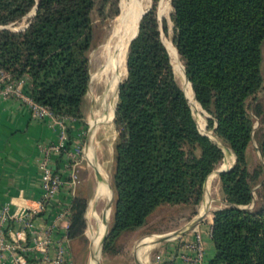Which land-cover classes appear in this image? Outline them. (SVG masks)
Masks as SVG:
<instances>
[{
  "label": "trees",
  "instance_id": "obj_1",
  "mask_svg": "<svg viewBox=\"0 0 264 264\" xmlns=\"http://www.w3.org/2000/svg\"><path fill=\"white\" fill-rule=\"evenodd\" d=\"M153 1L128 45L127 76L119 83L110 181L114 199L104 252L121 232L141 228L160 204L198 203L207 175L224 156L200 131L175 78L161 38L167 21L160 29ZM117 3L0 0V26L21 21L36 6L24 29H0V70L22 78L23 91L54 114L81 119L89 53L98 44L93 14L102 16L110 6L116 15ZM171 6V41L195 103L208 114L206 129L235 155L233 166L219 174L226 205L212 211L215 251L207 264H264V202L248 206L253 185L247 160L255 133L250 101L264 81V0H171ZM257 143L264 157V131ZM87 201L81 189L75 192L68 239L87 240Z\"/></svg>",
  "mask_w": 264,
  "mask_h": 264
},
{
  "label": "rangeland",
  "instance_id": "obj_2",
  "mask_svg": "<svg viewBox=\"0 0 264 264\" xmlns=\"http://www.w3.org/2000/svg\"><path fill=\"white\" fill-rule=\"evenodd\" d=\"M143 4V9L146 12L153 5V0H139ZM130 2V3H129ZM133 0H118L117 8L118 13L113 15L110 6L106 8L104 15L93 14V19L96 25V36L98 44L89 53V83L88 88L83 100V117L78 120V125L70 126L75 128V138L78 140V144L84 147L79 154L81 155L79 164L77 166V173L80 179L77 186L82 190L83 194L87 197L86 206V227L84 234L87 240L84 238L76 239L72 242V248L76 252V257L73 255L71 264H94L93 257L96 250H98V242L95 238L91 239V231L98 230V223H102L104 232L106 233L107 226L111 220L112 205L109 207V201L112 198L111 188V174L114 166V139L117 135V129L113 122L112 117L108 121L102 120L98 123L94 129L91 117L98 112L103 111V86L101 82L96 80L97 69L102 63L101 54L103 51V45L109 43L114 45L116 39L114 33L121 25L120 16L122 14V4L130 5L131 9L135 7ZM172 12L171 0H156L155 1V15L158 20L159 27L161 29L162 20L167 21L168 32H161V38H163L170 56L172 68L174 70L175 78L182 90L187 94V100L191 107L192 113L196 119L199 129L203 132L210 134L214 138L212 130H207V113L201 109L197 103H195L192 96L190 97V88L187 81V77L184 74L182 61L176 52L171 41L172 24L170 21V13ZM32 11H30L21 21L7 25L9 29H23L27 24V19L31 17ZM128 50V48H127ZM176 53L174 57L172 51ZM101 51V52H100ZM127 53V52H126ZM263 62L262 72L264 76V42L262 45ZM127 56V54H126ZM173 57V58H172ZM172 58V59H171ZM97 60V61H96ZM98 64V65H97ZM126 63L122 69L121 79L124 80L127 76ZM4 85L8 82H4ZM22 89V84L20 85ZM24 92V91H23ZM25 93V92H24ZM1 96V95H0ZM6 97H11L7 95ZM115 102L111 100L107 103V109H113ZM257 105V107H255ZM97 112V113H96ZM250 112L254 119L253 128L255 133L252 135V139L247 147V160L248 170L251 175V181L253 185V200L249 207L256 206L258 203L264 202V157L258 148V137L264 131V81L261 89L256 93L255 98L250 101ZM71 130V129H70ZM88 159H87V155ZM224 156L218 165L212 170V174L209 176L208 197L210 198L209 211H213L216 208L226 205V200L222 194L220 187L219 175L213 174L216 169L221 166H227L232 160V152L227 151V157ZM98 170L99 173L103 172L106 178H97L94 170ZM101 171V172H100ZM107 181V182H106ZM103 187L105 195L94 198L100 192ZM99 188V189H98ZM99 190V191H98ZM206 193L204 196L205 200ZM201 200L198 203H162L160 204L147 218L146 223L139 229L126 230L115 239L114 243L107 251L100 249L96 264H138L140 261L142 264H155L157 254L163 251L164 244L171 238L163 239L155 242L150 249L149 243L152 240L159 238L161 235L169 234L173 235L179 229L184 227L191 218L199 212L200 206L203 203ZM94 202V203H93ZM94 204V205H93ZM91 208V209H90ZM90 211V212H89ZM92 212L95 214L92 215ZM150 249V252H148ZM142 254V259L140 258ZM96 256V255H95Z\"/></svg>",
  "mask_w": 264,
  "mask_h": 264
},
{
  "label": "crops",
  "instance_id": "obj_3",
  "mask_svg": "<svg viewBox=\"0 0 264 264\" xmlns=\"http://www.w3.org/2000/svg\"><path fill=\"white\" fill-rule=\"evenodd\" d=\"M30 114L29 105L21 98L0 96V234L11 239L13 236L16 237L15 232L20 231L18 240L23 248L16 252L23 254L26 264H43L45 257L54 254L57 240L66 236L67 208L70 209L72 198L80 188L77 186L72 193L71 188L64 184L58 193L48 199L43 198L41 147L58 140L63 131L62 125L66 127L67 140V129H71L69 146L78 144L75 128L70 126L78 125L80 119L59 117L58 121L48 118L37 120ZM51 163L56 170H60L62 175L67 177V161L63 153L54 154ZM206 206L201 204L199 211L202 212ZM208 209L197 223L190 224L200 215L199 212L169 237L171 239L164 244L163 251L157 254L155 264H168L171 258L181 262L179 255L183 251L182 244L186 240L193 239L196 232L201 235L204 252L200 260H193L187 264H207L215 251L211 240L213 214ZM26 213L32 216L28 226L22 227V219L18 217H23ZM50 226H53L52 231L48 230ZM47 230L50 240L43 243L41 240L44 239ZM73 241L74 239H68L67 244L72 257L73 255L76 257V252L72 246L70 247ZM154 241L149 243L150 249L155 244ZM186 252L195 254L191 249ZM0 264H17V262L14 263L10 252L6 251L4 257L0 258Z\"/></svg>",
  "mask_w": 264,
  "mask_h": 264
},
{
  "label": "built area",
  "instance_id": "obj_4",
  "mask_svg": "<svg viewBox=\"0 0 264 264\" xmlns=\"http://www.w3.org/2000/svg\"><path fill=\"white\" fill-rule=\"evenodd\" d=\"M4 82L8 84L4 85ZM23 79H13L9 73L0 70V95L6 97L7 95L15 96L24 100L30 107V115L32 118L40 120L44 118L53 119L58 121L60 116L54 114L47 106L35 102L28 94L24 93L20 89ZM75 119L74 117H72ZM62 132L60 133L58 140L55 143H52L47 146H42V158L40 161L41 169V179L43 187V198L48 199L58 193L62 185L67 184L71 188V192L74 193L75 188L77 187L80 179L77 173V166L79 164L81 155L79 154L84 147H81L79 144H74L72 146L67 145V135L66 127L62 125ZM63 153L67 161L66 167L68 168L67 177H64L60 170H56L51 161L54 154ZM42 207V204H40ZM68 215L70 213L69 207L67 208ZM32 215L26 213L23 217H18L21 220V226H28L29 219ZM6 218V217H5ZM86 218V211H85ZM49 231L53 230V226L48 227ZM46 231V235L43 240V243H47L50 240L49 231ZM20 231L15 232L16 237L7 239L5 236L0 234V258L4 257L5 252L9 251L11 254L12 261L17 264H26L23 254L17 253L16 250H22V246L19 242ZM68 237L67 235L56 242L54 254L48 257H45L43 264H71L72 263V253L67 244ZM183 251L180 253L179 257L181 262L171 258L168 260V264H187L193 260H200L203 252L204 245L202 243V238L199 232H196L195 237L191 240H186L182 244ZM193 250L194 255L187 253V250Z\"/></svg>",
  "mask_w": 264,
  "mask_h": 264
},
{
  "label": "bare ground",
  "instance_id": "obj_5",
  "mask_svg": "<svg viewBox=\"0 0 264 264\" xmlns=\"http://www.w3.org/2000/svg\"><path fill=\"white\" fill-rule=\"evenodd\" d=\"M133 1H134L133 4L135 5V7L133 9H131L130 5L128 6V4L125 6H124V4H122V14L120 16L121 25L116 30V33H114V37L117 38L114 45H110L109 43H106L103 45V51L101 54L102 63L99 65V67L97 69L96 80L97 81L99 80L103 86L102 102H103L104 108H103L102 112H98V114H95L93 117L90 118L94 129L97 127L98 123H100L102 120L108 121L111 117L113 119L112 115H114L115 105H116V101H117L118 85L120 83L122 69L126 63L127 48H128L130 40L137 33L138 24L140 22V17L145 12L143 9V4L139 0H133ZM172 55L174 57L176 56V53L174 52V50L172 51ZM187 81H188V79H187ZM188 84H189V88H190V97L192 96V98H193L194 95H193V91H192L191 84L189 81H188ZM110 100L113 103L115 102V105H114L113 109L108 110L106 105ZM209 136H210V134H209ZM212 139L214 141H216L218 144H220L222 146V148L224 149L225 155H224L223 160H225L227 157V151H231V149L229 147H227L226 145H224L222 142H220L218 140V138L214 137ZM87 159H88V155H87ZM233 161H234V154L232 152L231 162L227 166H221L220 168L229 167ZM215 172L213 174H216ZM101 173H102V177L106 178V175L103 172H101ZM207 179H206V181H207L206 197H205V200H203L204 196L202 199L203 200L202 205L203 206L207 205V206L203 209L202 212L206 211V209L209 208V202H210V199L208 197V186H209V179L210 178L208 177ZM205 187H206V184H205ZM104 195H105V191H103V187H102L100 189V192H98V195L94 198V200L96 198L104 196ZM202 212L199 211V213H202ZM92 215L95 216V214L93 212H92ZM100 221L98 223V225H99L98 230L97 231H91V239L95 238L96 241L98 242V250H96V252L94 253V257L92 260L94 262V264H96V262H97L99 245L101 246V244H100L101 238H102V235L104 232L103 225H102V223L100 224ZM100 249H101V247H100ZM140 258L142 259L141 253H140ZM138 264H142V263L140 261H138ZM146 264H148V260H147Z\"/></svg>",
  "mask_w": 264,
  "mask_h": 264
},
{
  "label": "water",
  "instance_id": "obj_6",
  "mask_svg": "<svg viewBox=\"0 0 264 264\" xmlns=\"http://www.w3.org/2000/svg\"><path fill=\"white\" fill-rule=\"evenodd\" d=\"M35 10H36V6L32 9V14L30 15V16H33L34 14H35ZM146 13V10H145V12L142 14V16L140 17V20L142 19V17L144 16V14ZM140 23V22H139ZM27 25H28V23L26 24V26L25 27H27ZM24 27V28H25ZM1 28H9L8 26H0V29ZM23 28V29H24ZM138 29H139V24H138ZM138 29H137V33H136V35L130 40V42L137 36V34H138ZM14 30H21V29H14ZM129 42V43H130ZM183 70H184V67H183ZM184 73H185V70H184ZM118 89H119V85H118ZM117 100H118V94H117ZM116 104H117V101H116ZM115 108H116V105H115ZM114 112H115V110H114ZM113 117H114V115H113ZM201 131V130H200ZM202 133H204V134H206V135H208L209 136V134L208 133H206V132H203V131H201ZM210 137V136H209ZM210 139L213 141V142H215L218 146H220L221 148H222V146L220 145V144H218L216 141H214L211 137H210ZM227 146V145H226ZM228 147V146H227ZM230 148V147H229ZM231 149V148H230ZM222 150H223V152H224V149L222 148ZM232 151V150H231ZM233 152V151H232ZM234 154V153H233ZM225 155V154H224ZM262 155V154H261ZM234 162H235V155H234V161L232 162V164L229 166V167H227V168H218V169H216V174L217 175H219L221 172H224V171H227V170H229L232 166H233V164H234ZM94 172H95V175H96V177L97 178H99L100 177V173H99V171L98 170H94ZM209 175V174H208ZM208 175H207V177H206V179L208 178ZM206 179H205V181H204V183H203V190L205 189V184H206ZM112 188V187H111ZM113 190V189H112ZM203 194H204V191H203ZM113 199H114V192H113V194H112V198H111V200L109 201V207H111V205H112V203H113ZM202 199H203V196H202ZM204 213H205V211L204 212H202V213H200V215H198L197 217H195L192 221H191V223L190 224H194V223H197V221H199L201 218H202V216L204 215ZM107 232H108V226H107V230H106V233L103 235V238H102V244H103V241H104V239H105V236H106V234H107ZM174 235V234H173ZM173 235H169V234H164V235H161L158 239H156L155 240V242H157V241H160V240H163V239H167V238H169V237H171V236H173ZM101 249H102V246H101ZM100 264V263H99Z\"/></svg>",
  "mask_w": 264,
  "mask_h": 264
}]
</instances>
